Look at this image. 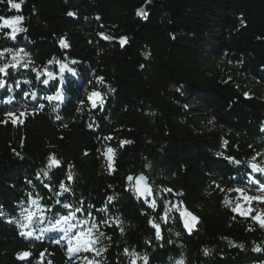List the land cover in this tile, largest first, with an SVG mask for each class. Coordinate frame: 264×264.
I'll return each mask as SVG.
<instances>
[{
  "label": "trees",
  "instance_id": "trees-1",
  "mask_svg": "<svg viewBox=\"0 0 264 264\" xmlns=\"http://www.w3.org/2000/svg\"><path fill=\"white\" fill-rule=\"evenodd\" d=\"M11 2L20 9L0 0V17H24L26 31L0 29V66L22 48L28 67L0 73V264H132L125 249L136 264H264V228L251 218L264 205L232 211L243 202L234 189L264 186L250 166L264 168V0ZM57 91L62 101L45 99ZM52 155L60 165L49 170ZM140 174L155 208L127 183ZM180 202L197 217L191 232L175 208L162 219ZM24 208L35 217L21 227ZM76 208L98 239L70 254L62 232L40 230Z\"/></svg>",
  "mask_w": 264,
  "mask_h": 264
},
{
  "label": "snow or ice",
  "instance_id": "snow-or-ice-1",
  "mask_svg": "<svg viewBox=\"0 0 264 264\" xmlns=\"http://www.w3.org/2000/svg\"><path fill=\"white\" fill-rule=\"evenodd\" d=\"M23 2V0H21V3ZM10 3V7L13 9H17L19 10L21 7L20 3H12L11 0H9ZM71 15V13H70ZM24 17L22 16H16L14 18L11 19H5L4 17H0V21H2V23H0V29L2 28H9L11 29V32L9 33L10 37L12 39H15L16 34L20 33V32H24L26 31L25 28L20 27L19 25L23 22ZM103 37V34H100ZM105 39H109L108 37H103ZM126 41V38H121V43L123 44ZM61 43L63 44V41H61ZM65 47H67L66 44H64ZM7 52L12 53V61H10L8 64H4L3 66H0V73L7 75V69L9 67L12 68H17V67H24L27 68L28 64H22V60L24 57L28 56V53H25L24 50L21 48L16 52H12V49H7L5 50ZM23 53V55H21ZM0 56H3V52H0ZM51 63V61L49 62ZM65 69H67V71L72 72L73 70L71 68H68L66 64L61 63L60 64V73H64ZM48 79H44L42 81V83L44 85H48L49 81L52 79H55V75L52 72H48L47 70H45ZM45 73L42 72H37V79L40 78L41 75H44ZM99 81H103V77H99L98 78ZM61 80H63V76L61 75ZM24 83H31V81H24ZM6 81L2 78H0V89H3L5 87ZM17 87H19V82H17ZM110 91L112 89H109ZM28 94L25 93V96H27ZM31 97L33 100L36 99V93L33 92L31 93ZM45 99L52 101V100H56V101H62L64 99L62 93L60 91H57L55 95L53 96H46ZM88 99L91 101V106L92 108H97L98 105H103L105 103L104 99H103V95L100 92L97 91H92L88 97ZM10 102V100L8 101ZM43 105H39V109H42ZM38 109V110H39ZM91 127V125H90ZM110 139V137H109ZM123 143H127V141L121 142ZM225 143H227L225 141ZM108 153H112L113 149L112 148H108L107 149ZM109 159H111V157H109ZM230 161H232L235 164H239L240 161L235 160V158L233 157H229L228 158ZM60 165V161L58 159H56V157L54 155L49 157V164H48V169L51 170L53 166H59ZM251 168L253 172H260V173H264V168H261L259 165L255 164V163H251ZM43 175L45 177L48 176V171H44ZM68 179L71 180L72 179V173L69 172L68 173ZM127 181L132 184L133 190L135 192H137V198H143L145 203H149L150 207L155 208L156 207V202L155 199L153 198L151 201H149V197H151L153 195L152 193V187L151 185L148 183V178L146 176H144L143 174H140L139 176H132L129 175L127 178ZM134 182V183H133ZM252 182H256L254 179ZM62 192L60 193L61 195L63 194L64 191H68L69 189L66 188L63 184L60 185ZM165 191L170 192L171 189H165ZM233 191L237 192L238 195V200H243L245 202H248L250 204L251 201H259L261 203H264V195L261 196H248L245 194L243 189L237 188L234 189ZM261 193H264V186H262L260 188ZM109 201H111L113 199V197H109L108 198ZM29 200L30 203L34 206H36L37 208L40 207L39 205V201L38 199H34L31 196V193L29 194ZM57 203H59V201H57ZM225 203L228 204L230 203V201L225 200ZM65 208L71 209V205L65 204L64 205ZM175 208L176 211L179 212L180 217L184 219V224L185 227L188 229L189 232H191L192 230V225L189 223L188 218H191L192 222H195L197 220V217L194 216L190 211L187 210V208L182 206V202H180V204H175L172 205V207L168 208L165 211V216L162 217V219H165L166 222V217H167V213L172 211V209ZM46 210H50V209H46ZM82 211V209L80 208H76L70 212H68V214L66 215H61L58 218L54 219L53 221H50L51 223V227L50 228H45V229H41L40 233L41 235L48 231H58V232H62L63 233V239L66 241L67 243V250L70 254L73 253H77V252H87V251H91L93 250L94 245L97 242L98 237L94 235V230L98 229V225L95 224L94 222L89 224V221L87 219L85 220H77L76 217V213ZM233 212L238 213L241 216H251L252 211H254L251 207L248 208H244L240 203L237 204L236 207H234L232 209ZM21 217L23 218V222L18 221V223H21V227H26L28 224H30L33 220V218L35 217V213L33 211H31V209L29 208H24L21 212ZM251 218L256 221L259 226L261 228H264V213H257V215L255 216H251ZM73 221H76L75 223H73ZM153 227L156 228V236L159 239L160 238V230H159V225L158 224H153ZM121 232H123V228L120 229ZM27 235L31 236L33 235V232L29 231L27 233ZM100 235H103V233H101ZM57 243H59V241H57ZM242 247V246H241ZM256 251H260L261 249L259 248V246H257V248L255 249ZM205 253L208 252V249H204ZM125 254L126 255H131L132 256V264H136V258L138 256L137 253L132 252L129 254L128 249H125ZM22 256H27V253H23L21 254ZM144 260V264H147V257H143ZM88 264H91V262H88ZM178 264H183V261H179Z\"/></svg>",
  "mask_w": 264,
  "mask_h": 264
},
{
  "label": "rangeland",
  "instance_id": "rangeland-1",
  "mask_svg": "<svg viewBox=\"0 0 264 264\" xmlns=\"http://www.w3.org/2000/svg\"><path fill=\"white\" fill-rule=\"evenodd\" d=\"M257 173V172H256ZM259 194H261V191H256L255 193H254V195L253 196H260ZM263 195H264V193H263ZM252 202L253 201H251L250 202V204L248 203V202H245V201H243V202H241L240 204L244 207V208H248V207H251L253 210H254V206L252 205ZM255 204L259 207L260 205H264V203H261V202H259V201H255ZM237 206V205H236ZM235 206V207H236ZM253 212V211H252ZM262 213H264V212H262ZM238 214V213H237ZM252 214V213H251ZM239 215V214H238ZM241 216V215H240ZM242 217H245V216H242ZM248 217H250V216H248ZM184 220V219H183ZM188 220H189V223L192 225V229L194 228V223L188 218ZM187 229V228H186ZM188 230V229H187ZM53 231H51V232H49V233H52ZM58 232V231H57Z\"/></svg>",
  "mask_w": 264,
  "mask_h": 264
},
{
  "label": "water",
  "instance_id": "water-1",
  "mask_svg": "<svg viewBox=\"0 0 264 264\" xmlns=\"http://www.w3.org/2000/svg\"><path fill=\"white\" fill-rule=\"evenodd\" d=\"M127 183L128 184H130L128 181H127ZM134 183V182H133ZM148 183L151 185V183H150V181L148 180ZM151 187H152V185H151ZM135 194H136V196L138 195L137 194V192H135ZM152 198V196L151 197H149L148 199H151ZM140 200H143L144 201V199L143 198H139Z\"/></svg>",
  "mask_w": 264,
  "mask_h": 264
}]
</instances>
